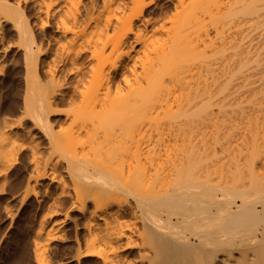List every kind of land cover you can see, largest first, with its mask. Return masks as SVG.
<instances>
[{"label":"bare ground","instance_id":"1","mask_svg":"<svg viewBox=\"0 0 264 264\" xmlns=\"http://www.w3.org/2000/svg\"><path fill=\"white\" fill-rule=\"evenodd\" d=\"M218 1L0 0V221L35 264H264V0L239 35Z\"/></svg>","mask_w":264,"mask_h":264},{"label":"rangeland","instance_id":"2","mask_svg":"<svg viewBox=\"0 0 264 264\" xmlns=\"http://www.w3.org/2000/svg\"><path fill=\"white\" fill-rule=\"evenodd\" d=\"M230 2L232 3V4L230 3L232 6L223 5V4H221L220 1L217 2L218 8H217L216 15L213 18V20L210 22V24L208 25V27H210L211 29H214V31L217 30L220 33L225 34V35H239V34H243V33H245L247 31L248 26H249L248 25L249 24L248 17H247L248 14H247L246 8H245L246 7L245 6L246 4H245L244 0H230ZM166 10H168V6H164L162 8V12H164ZM252 25L255 28L264 27V20H262L260 22H254V21H252ZM233 58H234L233 55L227 54L223 58V61L224 62L232 61ZM220 72H221V69L219 70V73ZM221 151L222 150H220V151L218 150V153L220 154V155L219 154L218 155L219 156H223L224 155V160H225V157L227 159V155H230V153L228 154V153H226L227 151H225L223 153V155H221L222 154ZM246 151L248 152V150H246ZM23 152L25 153V151H22L21 154H20V158H21L20 159V162L15 163L14 166H11L10 168H8L6 170V173L8 175H10V178H13L15 176L14 179H10L11 181H13L14 184H16L19 181V175H20L19 172H20V168H21L19 165L21 164L22 159L24 158L25 161L27 160V158H25L26 156L24 155ZM233 152L234 153L236 152L235 153L236 155H234V156L231 155V157L228 156V161L232 160V157H235V158L237 157L238 150L237 151H233ZM233 152H231V153L234 154ZM248 154H252V153H250V151H249V153L245 154V156L243 154L241 156V154H240V156H239V157H241V161L240 162H239L240 158H239V160H237V158H236L237 161L233 158L234 160H232V161L238 162V163H240V165H242V169H241V166H239L238 163H235L236 165H238V167H240V169L238 168L239 170H244V168H243L244 166H243V164H241V162L244 163L243 161L245 159H246V163H247V161H248L247 159L249 158V162L248 163H251L250 162V157H252V156L249 155V157L247 158L246 156ZM218 155L216 154V157H218ZM211 156H213V155H210L209 157L211 158ZM243 156H244V158L245 157L246 158L244 159ZM215 158L214 157L211 158V161L212 162H216V160H214ZM220 158H221V160H223L222 157H220ZM223 161L220 162V160H219V162L222 163V166H223ZM234 162H231V163L228 162L229 164L228 163L227 164L228 165H231L230 166L231 168H228V166H224L225 169L228 168L230 170L231 169L232 170H234V169L236 170V165L235 164L234 165L232 164ZM216 163H218V159H217V162ZM216 163H214V164L216 165ZM248 165L249 164H247V166ZM245 166H246V164H245ZM217 167H219V166H217ZM224 167H222L219 170L224 169ZM245 169H246V167H245ZM227 170L226 171L225 170L224 171L222 170V172L223 173L224 172L228 173L230 171L229 170L227 172ZM0 192H2V191H0ZM2 203H3V201H1V204ZM26 218L28 219V217H26ZM30 222L32 223V221H30L29 219H28V221L20 220L19 225L16 228L14 225L10 227L8 225V222H1L0 221V240L2 241V244H3L2 247H1V250L2 251H1V254H0V256H1V262H0V264H35L34 263V260L32 259V254H33V252H32V244H31V242H29V241H31L30 240L31 239V236H29L31 234L30 233V225H31ZM20 224L22 225L21 227H20ZM21 230H23V231H21ZM4 233H5V235H4ZM58 247H59V250H57L58 249L57 248L54 252H51L54 255L53 256L51 254L52 259H54V260L56 259V256L58 255L57 254L58 253L57 251H61L62 250V246H61V248H60V246H58Z\"/></svg>","mask_w":264,"mask_h":264}]
</instances>
